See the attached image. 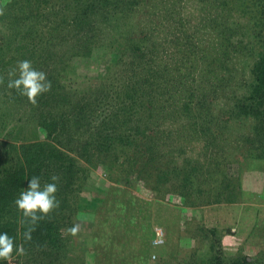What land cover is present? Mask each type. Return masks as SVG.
I'll use <instances>...</instances> for the list:
<instances>
[{"label":"trees","instance_id":"obj_1","mask_svg":"<svg viewBox=\"0 0 264 264\" xmlns=\"http://www.w3.org/2000/svg\"><path fill=\"white\" fill-rule=\"evenodd\" d=\"M149 1L153 0H9L2 7L0 18H6L14 33L13 41L5 39L6 45L23 50L21 26L25 24L31 39L37 38L25 59L46 72L52 84L51 91L33 106L7 87V73L19 57L5 64L2 89L16 105L14 112H20V123L8 132H16L15 142L5 143L0 151V233L7 232L23 245V255L13 253L23 259L20 264H62L67 259L66 230L75 224L79 211L86 210L82 191L98 166L105 168L113 182H127L136 173L148 188H163L167 173L162 170L159 136L173 134L175 140L186 141L188 133L196 147L205 148L207 158H213L218 148L229 147L228 140H235L237 146L229 151L238 157L239 167L261 164L264 159V0H194L200 2L197 13L214 11L209 27L197 26L199 36L191 42L178 41L173 31L165 32L168 39L157 42L153 33L141 29ZM180 2L168 4L176 15L175 4ZM177 21L184 23L181 18ZM184 29L187 32L188 27ZM97 52L120 54L118 61H129L112 75L98 74L94 78L98 83L88 78L72 82L74 59H89ZM160 96L166 100L162 108L156 107ZM165 107L172 111L164 113ZM218 140L222 141L219 146ZM185 152L180 147L173 159L182 166L181 193L189 199L193 188L201 192L203 181L210 186L216 177L208 163L207 171H201L202 163L197 165L196 156ZM180 154L189 157L183 164L178 162ZM53 174L60 177L56 193L60 206L36 225L32 240L25 241L26 225L14 201L33 175H39L43 185ZM192 179L202 183L196 187ZM219 183L222 189L215 190L206 203L233 199L229 197L236 190V180L220 173ZM103 193L102 201L91 208L94 218L105 217L102 214L110 208L106 218L124 220L125 233L144 243L137 223L145 224L148 202L128 187L113 185ZM136 217L141 221L136 222ZM125 254L106 250L103 263H146L144 252L137 254L141 260L131 262ZM202 264L259 263L246 256L226 263L217 256L204 258Z\"/></svg>","mask_w":264,"mask_h":264},{"label":"rangeland","instance_id":"obj_2","mask_svg":"<svg viewBox=\"0 0 264 264\" xmlns=\"http://www.w3.org/2000/svg\"><path fill=\"white\" fill-rule=\"evenodd\" d=\"M8 1L0 0V9L5 7ZM162 1L164 2L160 0L157 2L156 0L149 1L150 5L147 6L149 19L144 17L141 27V29L144 27V30L153 33V39L157 42L168 39L167 36H164L165 32L168 31H173L179 35L178 41H196L197 36H199L196 27H209L210 12L213 13V9H205V11L197 13L196 7L200 5V2L181 0L182 2L175 4L178 14L176 15L174 8L168 5L170 0ZM185 1L188 2L189 6L183 4ZM165 14L166 17H164ZM178 18L183 19L184 23H179ZM30 22L36 23L35 20ZM158 24L161 25L158 26ZM8 25L6 18H0V76L6 74V63L16 60L18 57L19 61L25 59L28 56L27 49L31 45L36 46L37 44V38L31 39L27 33V26L23 24L21 35L24 37L20 43L23 50L16 51L13 49L15 46L9 48L5 39L13 41L14 33L8 29ZM184 25L188 27L187 32ZM186 34L189 35L190 39H185ZM119 58H121L120 54L104 53L103 55L101 52H97L95 57L89 59L75 58L74 67L69 75L72 82L84 81L88 78L92 83H98V78L97 81L94 80L98 74L108 72L112 75L115 71L123 69L124 61H129L128 58H123L124 61H118ZM2 86L3 84H0V151L6 147L5 143L15 142L12 138L16 137L14 136L16 132L14 130L11 133L8 132L20 123V112L17 110L16 113L14 112L16 105L11 103L10 97H5L7 92L2 89ZM160 97L161 101H158L156 107L162 108L166 100L164 101V98ZM168 101L170 102V100ZM170 111H172V107L163 109L164 113ZM174 128L179 127L175 125ZM234 132L237 133L236 130ZM25 134L23 133V135ZM30 135L32 136V134ZM187 136L186 141L175 140L173 134L165 137L159 136L162 139V141L158 139L159 145L163 143L160 145V152L163 153L161 159L164 164L162 170L167 173L164 186L159 190H152L145 186L140 177L135 176L136 173L127 182L125 179L113 182L104 167L98 166L91 171L90 181L85 184L82 191V201L86 205V210L79 211L74 224L80 225V231L76 236L66 233V236L69 237V253L62 264H106L103 263V254L105 255L106 250H111L117 255L124 251L126 252L125 258L129 259L130 262L134 259L141 260L137 254L144 252L146 253L145 264H186L188 261L193 262L190 264H202L204 258L211 259L217 256H220L221 260L226 263L232 259L246 256L253 258L255 263L264 264V159H262L263 163L261 162V164H244L242 167L243 164L241 163V167H239L240 162L236 161L238 157L235 156L234 151H229V148L233 149L237 146L235 140H231L233 142L228 140L227 145L231 144L229 147L223 150L218 148L213 158L210 156L207 158L206 153L203 152L205 148L196 147L195 140L188 133ZM222 140L224 146H227L224 139ZM217 143L219 146L222 141L218 140ZM180 147H183L189 156H196L197 165L202 163L201 171H207L206 163H208L216 173L213 176L216 177L215 182L217 181V184L211 180L210 186H207L204 181L202 183L201 180L192 179L196 187L202 183L205 188L200 187L201 192H196L193 184H191L194 189V196L189 198L191 200L181 193L183 190L180 185L184 182L180 181V170L183 169L180 164L176 165L175 158L173 159L176 157V150ZM188 158L187 155L180 154L178 162L183 164ZM217 167L223 168V172H219ZM220 173H226L236 180V192L234 191L232 197L227 196L233 199L214 200L206 203L207 197L210 200L213 199L214 191L222 189L219 183ZM194 175L197 176L198 172ZM113 185L128 187L130 192L148 202L146 206L147 217L144 218L145 224L137 223L138 226H142L140 231L141 234H144V243L141 242L140 238H135V235L125 233V225H122L124 220L106 218L109 217L107 214L112 212L110 208H106L105 214H102L105 217L94 218L91 209L94 207L93 203H98L101 197L106 195L103 192ZM195 203L196 205H192ZM140 219L136 217V222L141 221ZM156 226L160 227L164 234V240L159 245L151 243L154 234L153 229ZM115 231H117L115 233L117 236L114 238L115 234L113 233ZM136 255L137 259L135 258ZM20 260L23 261L22 258L13 255L11 261L2 264H20ZM134 263L137 262L134 261Z\"/></svg>","mask_w":264,"mask_h":264},{"label":"clouds","instance_id":"obj_3","mask_svg":"<svg viewBox=\"0 0 264 264\" xmlns=\"http://www.w3.org/2000/svg\"><path fill=\"white\" fill-rule=\"evenodd\" d=\"M2 14L3 9H0V15ZM7 76V87L25 96L33 106L37 105L38 97L51 91L52 84L47 78V73L34 68L30 60L18 61L17 65L8 71ZM3 83L4 77L0 76V84ZM59 180V175L53 174L50 176V182L42 185L41 177L33 175L27 180L26 187L15 199V206L23 217L22 224L26 225L22 234L25 241H31L36 225L59 208L60 202L56 197ZM66 231L68 234L76 236L80 231V225H73ZM14 252L23 255L25 249L22 244H16L14 238L7 232L0 233V260L11 261Z\"/></svg>","mask_w":264,"mask_h":264},{"label":"built area","instance_id":"obj_4","mask_svg":"<svg viewBox=\"0 0 264 264\" xmlns=\"http://www.w3.org/2000/svg\"><path fill=\"white\" fill-rule=\"evenodd\" d=\"M153 237L151 239V243L153 245H159L163 242V237H164V234H163V230L160 228V227H154L153 229Z\"/></svg>","mask_w":264,"mask_h":264}]
</instances>
